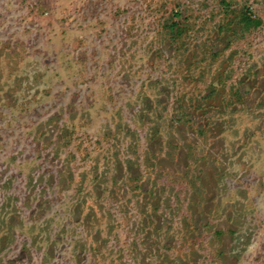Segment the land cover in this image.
<instances>
[{"label":"rangeland","instance_id":"374dc122","mask_svg":"<svg viewBox=\"0 0 264 264\" xmlns=\"http://www.w3.org/2000/svg\"><path fill=\"white\" fill-rule=\"evenodd\" d=\"M0 264H264V0H0Z\"/></svg>","mask_w":264,"mask_h":264},{"label":"trees","instance_id":"16d2710c","mask_svg":"<svg viewBox=\"0 0 264 264\" xmlns=\"http://www.w3.org/2000/svg\"><path fill=\"white\" fill-rule=\"evenodd\" d=\"M242 20L244 21V25L246 27H250L251 25H259L261 23L260 18L253 17L250 13L245 12L242 16Z\"/></svg>","mask_w":264,"mask_h":264}]
</instances>
